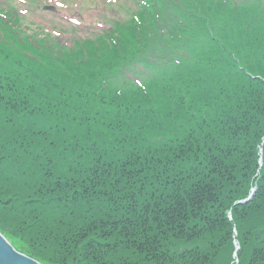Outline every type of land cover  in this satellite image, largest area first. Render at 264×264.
<instances>
[{"label": "trees", "instance_id": "16d2710c", "mask_svg": "<svg viewBox=\"0 0 264 264\" xmlns=\"http://www.w3.org/2000/svg\"><path fill=\"white\" fill-rule=\"evenodd\" d=\"M45 2L0 7V234L39 264H264V13L139 0L91 41Z\"/></svg>", "mask_w": 264, "mask_h": 264}, {"label": "rangeland", "instance_id": "374dc122", "mask_svg": "<svg viewBox=\"0 0 264 264\" xmlns=\"http://www.w3.org/2000/svg\"><path fill=\"white\" fill-rule=\"evenodd\" d=\"M55 2H60V0H54ZM98 3H100L102 0H95ZM105 1H111V0H103V2ZM134 1V0H131ZM27 2H29V0H27ZM251 2V0H237V3H230L231 5H237L239 3H249ZM9 4V5H8ZM214 4H217L214 1ZM18 6L19 9L21 10H27L25 8L26 5H23L19 2V0H4V7H13V6ZM103 4H98L95 9H88V8H83V7H78L79 9V13L82 15H77V14H73V15H67L66 19H59V18H55L54 20H52L51 22L48 20V25L45 28L46 29H51V30H56V34L58 32H63L64 30L60 31L62 28H65V31L63 33L64 37H71V36H75L76 39L78 40H86L89 39L91 41H95L99 35V33H106L105 32V28L110 27L109 24H111V21L107 20L106 18H101L102 14L101 12L104 11L103 8ZM15 7V8H16ZM235 7V6H233ZM255 7L261 11L264 12V4H260V5H255ZM219 7H215L214 10H216V12L218 11ZM32 10V9H31ZM34 10H37V6H34ZM71 9H67V11H70ZM28 11V10H27ZM77 11V10H76ZM101 11V12H100ZM144 15H147V13H144ZM41 17L39 16H34L33 21L36 22L38 20H40ZM47 19V18H46ZM129 19V18H128ZM74 21L75 25L73 28V34L71 35V26L68 23V21ZM133 21V20H132ZM67 22V23H66ZM138 22V21H136ZM73 26V25H72ZM130 79H133V76L129 77ZM139 80V79H138ZM120 82L117 81V84H119ZM120 85V84H119ZM245 202H248V200L246 199ZM244 201L242 202L245 203Z\"/></svg>", "mask_w": 264, "mask_h": 264}, {"label": "water", "instance_id": "95a60500", "mask_svg": "<svg viewBox=\"0 0 264 264\" xmlns=\"http://www.w3.org/2000/svg\"><path fill=\"white\" fill-rule=\"evenodd\" d=\"M52 10V8H44ZM0 264H38L33 259H30L16 252L1 236H0Z\"/></svg>", "mask_w": 264, "mask_h": 264}, {"label": "bare ground", "instance_id": "6f19581e", "mask_svg": "<svg viewBox=\"0 0 264 264\" xmlns=\"http://www.w3.org/2000/svg\"><path fill=\"white\" fill-rule=\"evenodd\" d=\"M28 3H29V2H27V4H28ZM45 3H46V2H45ZM3 5H4V4H0V7L3 8ZM25 8H26V6H25ZM52 8L55 9V10H60V8H58V7L55 6V5H53ZM62 30H64L63 32H66V31H65V28H62L60 31H62ZM53 32L56 34L57 31H56V30H53ZM71 32L73 33V31H71ZM107 33H109V32H107ZM260 164H261V163H260ZM0 236H1V237H2V238H3V239H4V240L10 245V243L4 238V236H3L2 234H0Z\"/></svg>", "mask_w": 264, "mask_h": 264}]
</instances>
